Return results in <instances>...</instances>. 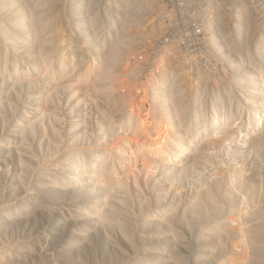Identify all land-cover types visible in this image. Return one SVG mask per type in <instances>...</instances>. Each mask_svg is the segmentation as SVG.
<instances>
[{"label": "rangeland", "instance_id": "374dc122", "mask_svg": "<svg viewBox=\"0 0 264 264\" xmlns=\"http://www.w3.org/2000/svg\"><path fill=\"white\" fill-rule=\"evenodd\" d=\"M15 1L31 49L17 86L24 51L0 53V264L264 260V125L232 84L264 72V0ZM167 138L212 144L184 162Z\"/></svg>", "mask_w": 264, "mask_h": 264}, {"label": "bare ground", "instance_id": "6f19581e", "mask_svg": "<svg viewBox=\"0 0 264 264\" xmlns=\"http://www.w3.org/2000/svg\"><path fill=\"white\" fill-rule=\"evenodd\" d=\"M21 1V3H23V4H26V5H28V4H33V3H35V0H20ZM46 1V0H45ZM15 3L18 5V2L17 1H15V0H0V53H2V48H8V47H14V49H16V51L17 52H20L21 53V51H24V53L23 54H20V56L18 57V58H15V62L13 63V64H10V66H12V67H9V68H11V70H12V68H15V66H16V64L15 63H18V64H20L18 61H19V59H20V57H21V59L23 58L22 57V55L24 56V54H26L27 52H26V48L28 49V50H30L31 49V47H30V44H26V42L22 39L23 38V36H22V25H19L20 26V28H16L15 27V25H14V23H17V21H18V18L20 17V12H19V10H18V8H14V6H15ZM43 3V2H42ZM41 4V3H40ZM44 4V3H43ZM25 5V6H26ZM33 5H35V4H33ZM32 5V6H33ZM38 6V5H37ZM69 6H70V9L71 10H73L74 9V2H70L69 3ZM31 7V6H30ZM21 8V7H20ZM37 8V10H38V7H36ZM36 8L34 9V11H36ZM17 10V11H16ZM40 10H42V8L40 9ZM46 10V9H45ZM27 11V10H26ZM43 11V10H42ZM46 12V11H45ZM39 14V13H38ZM47 14V13H46ZM46 14H45V16H46ZM24 15V14H23ZM48 15V14H47ZM22 16V15H21ZM38 16V15H37ZM35 17V16H34ZM22 18H24L23 16H22ZM42 18H44V17H42ZM38 19V18H37ZM45 20H47L48 19V17L46 16V18H44ZM44 19H42V21L44 20ZM20 21H22V22H24L23 20H21V18L19 19ZM29 20H30V17H29ZM36 20V19H35ZM240 20V19H239ZM38 21V20H37ZM39 21H40V19H39ZM38 21V22H39ZM42 21H41V23H42ZM21 23V22H20ZM27 23H28V20H27ZM34 23H35V21H34ZM48 22L46 21L45 22V24H47ZM75 23V22H74ZM262 23H263V21H262ZM22 24V23H21ZM39 24V23H38ZM23 25H25V24H23ZM40 25V24H39ZM42 26V25H41ZM46 26H48V24L47 25H44V27H46ZM76 28L78 27H80V23H77V24H75L74 25ZM9 27L11 28V30H9ZM37 27V26H36ZM39 27V26H38ZM37 27V29H39L38 31H37V33L35 34V35H37L36 36V38H35V40H36V48L34 47V49H35V51H36V53L40 56V57H46L47 55H45V54H47L48 52L46 51L48 48V44L47 43H49V40H47V38L48 37H46L47 35H49V32H46L45 33V30H44V28H43V26H42V28L40 27V28H38ZM260 27L262 28V25H260ZM47 28V27H46ZM45 28V29H46ZM72 28V27H71ZM246 28H247V26H246ZM36 29V28H35ZM44 31H43V30ZM250 29H252V26H251V28ZM47 30H48V28H47ZM75 30V29H74ZM245 30V29H244ZM249 30V29H248ZM261 30V29H260ZM260 30H259V32H260ZM10 31V32H9ZM255 31H257V30H255ZM263 31H264V29H263ZM242 32V31H241ZM240 32V33H241ZM244 32H246V31H243L241 34H243ZM261 33H263L262 32V30H261ZM26 35H27V33H25ZM240 34V35H241ZM260 34V33H259ZM259 34H257V35H259ZM28 35H30V33H28ZM239 35V34H238ZM263 35V34H262ZM32 36V35H31ZM30 36V37H31ZM29 37V36H28ZM225 37V36H224ZM258 37V36H257ZM260 37H261V35H260ZM21 39V40H20ZM28 39V38H27ZM224 39V38H223ZM239 42V41H238ZM28 43V42H27ZM66 44V43H65ZM241 44V43H240ZM35 45V44H34ZM218 45H220V44H218ZM246 45V44H245ZM229 46V45H228ZM259 46V45H258ZM217 47V46H216ZM259 49V51L258 50H256V51H258L259 52V55H257L258 57H259V60L261 61V62H263L262 64H264V43L263 44H261V46H259L258 47ZM18 49L20 50V51H18ZM46 49V50H45ZM15 50H13V52H14ZM33 51V50H32ZM34 51V52H35ZM3 52H5V49H4V51ZM8 52V51H7ZM16 52V53H17ZM28 52H30V51H28ZM47 52V53H46ZM232 52V51H231ZM6 53V52H5ZM10 54H11V52H9ZM3 54V53H2ZM12 56H13V53L11 54ZM2 56V55H1ZM0 56V57H1ZM232 56V55H231ZM3 57V56H2ZM1 57V58H2ZM25 57V56H24ZM27 57V56H26ZM9 58V57H8ZM14 58V57H13ZM29 57H27V60H29L28 59ZM31 58V57H30ZM48 58V57H47ZM46 58V59H47ZM4 59V58H3ZM18 59V60H17ZM42 59V58H41ZM46 59H44V60H46ZM1 60V59H0ZM24 60H26V59H24ZM242 60V59H241ZM250 60H251V58H250ZM258 60V59H257ZM2 61V60H1ZM4 61V60H3ZM7 61H8V59H7ZM20 61H22V60H20ZM9 62H12V61H10L9 60ZM23 62V61H22ZM21 62V63H22ZM47 62H48V59H47ZM248 62V61H247ZM1 63H3V62H1ZM5 63H6V61H5ZM244 63H246V62H244ZM250 63V62H249ZM255 63V62H254ZM253 63V64H254ZM26 64H28V63H26ZM232 64V63H231ZM230 64V65H231ZM247 64V63H246ZM256 64V63H255ZM20 65H22V64H20ZM233 65V64H232ZM237 65V64H236ZM241 65H243V63L241 64ZM245 65V64H244ZM258 65V64H257ZM3 66H4V63H3ZM3 66H1V67H3ZM26 66V65H25ZM24 66V67H25ZM29 66V65H28ZM240 66V65H239ZM250 66L251 65H249V64H247L244 68L246 69V70H248L247 72H251L250 74H248L247 73V76L245 77V80H244V78H241L242 80H244L243 82H239V81H237L236 80V82H234L233 81V83L232 84H234L235 86H236V88L240 91V93L239 94H241L240 95V97H241V100L243 101V103L245 104V105H243V106H245L247 109L246 110H248L247 112H248V115H249V120H250V118H251V121H250V123H249V125H247V126H250V124L251 123H253L254 124V126L255 125H258V124H262V125H264V72H259V70H257V69H255L254 68V71H253V69H251L250 68ZM259 66V65H258ZM257 66V67H258ZM262 66V65H261ZM264 66V65H263ZM5 67V66H4ZM233 67V66H232ZM235 67V66H234ZM242 67V66H241ZM254 67V66H253ZM260 67V66H259ZM22 68H23V66H22ZM243 68V67H242ZM248 68V69H247ZM264 68V67H263ZM263 68H261L262 70H260V71H263ZM260 69V68H259ZM2 70V69H1ZM103 70H104V68H103ZM245 70V71H246ZM255 70H257L258 71V73L255 71ZM3 71V70H2ZM1 71V72H2ZM6 71H7V69H6ZM13 72H12V74H8L9 76H10V78H9V82H12L11 81V79H15V81L14 82H12V85H15V86H17L18 85V76L14 73V71L15 70H12ZM63 71V70H62ZM109 71V70H108ZM107 71V72H108ZM4 73V72H3ZM105 73H106V71H105ZM2 74V73H1ZM6 75H7V73H5ZM4 74V75H5ZM14 74V75H13ZM3 75V76H4ZM6 75H5V77H6ZM7 75V76H8ZM14 77V78H13ZM1 78V77H0ZM240 79V80H241ZM4 80V79H3ZM6 81V80H5ZM219 86V85H218ZM177 87V86H176ZM173 88V89H176V90H174V91H178L177 89L178 88ZM225 87V86H224ZM227 87V86H226ZM13 88V87H12ZM172 89V90H173ZM222 89V88H221ZM174 91H172V92H174ZM224 92V91H223ZM225 92H226V90H225ZM175 93V92H174ZM176 94V93H175ZM174 94V95H175ZM170 95V94H169ZM172 95H173V93H172ZM178 95V94H177ZM158 97H160V96H158ZM170 97V96H169ZM174 97V96H173ZM234 97H235V95H234ZM172 98V97H171ZM231 98H232V96H231ZM160 99V98H159ZM176 99V98H175ZM179 99V98H178ZM238 99V98H237ZM181 100V99H180ZM179 100V102H181ZM231 100V99H230ZM240 100V99H239ZM238 100V101H239ZM172 101V100H171ZM170 101V102H171ZM177 102H178V100H177ZM176 101H175V103H177ZM178 102V103H179ZM174 103V104H175ZM175 104L176 106H174V107H177L176 109H175V112L177 113V116L178 115H180L179 113H182V110L181 109H183V108H181L180 109V107L179 106H181L182 104ZM242 103V102H241ZM173 104V102L171 103V105ZM179 107V108H178ZM182 107H183V105H182ZM245 110V111H246ZM179 111H181V112H179ZM108 120V119H107ZM108 124L109 123H111V126H110V124H109V126L112 128V126H113V124H112V122L110 121V122H107ZM128 125V124H127ZM259 125V126H260ZM253 126V127H254ZM178 127V126H177ZM205 127H206V125H205ZM251 127V126H250ZM263 127V126H262ZM247 128V127H246ZM113 129V128H112ZM247 129H249V128H247ZM110 130V129H109ZM180 130V129H179ZM178 130V131H179ZM257 130H260L261 131V129H257ZM264 130V129H263ZM112 131H114V130H112ZM205 131H207V130H205ZM249 131V130H248ZM205 133V132H204ZM207 134H208V132H206ZM251 133V132H250ZM185 134V133H184ZM188 134V133H187ZM186 134V135H187ZM206 134V136H205V134H203V136H204V138L205 137H207V138H209L210 140V142L212 141L211 140V136H210V134L209 135H207ZM253 134V133H252ZM251 134V135H252ZM257 134V133H256ZM259 134V133H258ZM191 135V134H190ZM211 135H212V133H211ZM261 135V134H260ZM189 136V135H188ZM209 136V137H208ZM213 136V135H212ZM180 137V136H179ZM185 137H187V136H185ZM190 137V136H189ZM202 137V136H201ZM198 138V140H200V139H203L204 140V138ZM214 137V136H213ZM212 137V138H213ZM255 137V136H254ZM254 137H253V139H254ZM257 137V136H256ZM255 137V138H256ZM262 137H263V135H262ZM260 138V139H263V138ZM191 138H193L192 137V135H191ZM168 139H170L169 140V142H167L168 141ZM180 139H181V137H180ZM251 139V138H250ZM164 140V139H163ZM182 140H183V137H182ZM186 140H188V142H186V143H188V145L189 146H187L186 148H184L182 145H185L184 143L182 144L181 142H177V141H173L171 138H167V141H166V144L173 150V153H174V155L176 156V157H180V159L181 158H183V159H186V154L188 153V152H190V153H193V155L191 154V155H189L188 154V156L191 158V156H193L192 157V159H194V161L196 160V163H197V159L199 158H202V157H204V153H205V149H206V147L208 148V146H210L212 143H210L209 142V145H208V142L207 141H204L203 142V140H201L202 141V143L201 142H198L199 144L201 143L202 145H203V143L205 144V146H204V148H203V146L201 147L200 145L198 146L199 147V149H197L196 148V146H194L193 145V143L196 141L197 142V139L194 141V142H191V140L190 139H186L185 138V140L184 141H186ZM194 140V139H193ZM205 140H208V139H206L205 138ZM255 140V139H254ZM254 140H252L251 139V141H254ZM195 142V143H196ZM207 142V143H206ZM213 142V144H214V141H212ZM216 142V141H215ZM260 142H262V141H260ZM217 143V142H216ZM215 143V144H216ZM263 143V142H262ZM261 143V144H262ZM182 144V145H181ZM257 144H259V143H257ZM208 145V146H207ZM215 146V145H214ZM260 146V145H259ZM201 147V148H200ZM257 147V146H256ZM156 148V147H155ZM157 148H159V147H157ZM210 148V147H209ZM154 149V148H153ZM192 149H193V151H192ZM211 149V148H210ZM210 149H207V151H208V153H209V151H210ZM206 151V152H207ZM154 153H155V155H157L158 157H161V158H163V160L164 161H166V160H170L171 159V157H169V159H166L165 157H164V153L163 152H161L160 151V149H157V150H154ZM207 153L205 154V158H204V160H206L207 158ZM208 155H210V154H208ZM187 156V157H188ZM188 157V159H190ZM198 159V160H199ZM182 160V159H181ZM187 160V159H186ZM202 160H203V158H202ZM203 160V161H204ZM182 161H184V160H182ZM200 161H201V159H200ZM199 161V162H200ZM101 162H103V160L101 161ZM167 162V161H166ZM185 162V161H184ZM183 162V163H184ZM202 162V161H201ZM204 163V162H203ZM108 164V162L106 163V165ZM105 165V166H106ZM198 165V164H197ZM201 165V164H200ZM85 166V165H84ZM105 166H102L101 165V167H99L98 169H97V176H94V177H97V181H99L98 183L99 184H101V185H104V186H106V188L110 191V190H112V189H114L115 188V186H116V183H118V182H116V174H114V173H112L113 171H111L110 169H109V167H105ZM108 166V165H107ZM84 169H86V167L84 168ZM112 169V168H111ZM113 170V169H112ZM85 171V170H84ZM84 173V172H83ZM90 173V172H89ZM94 175V174H93ZM96 181V180H95ZM104 223V222H103ZM129 224V223H128ZM126 225V224H125ZM131 225V224H130ZM129 226V225H128ZM132 226V225H131ZM130 227V226H129ZM128 227V228H129ZM135 227V226H134ZM134 227H133V229H134ZM127 229V228H126ZM129 231V230H128ZM133 232V231H132ZM134 233V232H133ZM127 236V235H126ZM134 237V236H133ZM135 238H136V236H135ZM133 239V238H132ZM131 239V240H132ZM110 241V240H109ZM112 242V241H111ZM132 242H134V240L132 241ZM111 244V243H110ZM108 246V245H107ZM260 250V249H259ZM260 252V251H259ZM261 252L263 253V249L261 250ZM263 255H264V253H263ZM258 256V255H257ZM258 258V257H257ZM182 260V259H181ZM259 260V259H258ZM262 260V259H261ZM185 260L183 259V261H181V262H183V263H185L186 262V264L189 262H187V260L184 262ZM197 259H196V263H197ZM262 261H264V260H262ZM261 261V262H262ZM260 261L258 262V264H260L261 263ZM199 263V262H198ZM257 263V262H256ZM263 263V262H262ZM181 264V263H180ZM264 264V263H263Z\"/></svg>", "mask_w": 264, "mask_h": 264}]
</instances>
